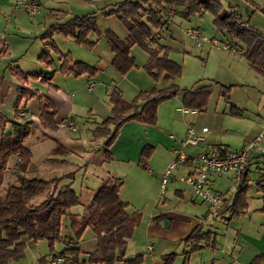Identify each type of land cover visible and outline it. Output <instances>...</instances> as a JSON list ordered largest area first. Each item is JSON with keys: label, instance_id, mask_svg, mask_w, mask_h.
<instances>
[{"label": "crops", "instance_id": "crops-1", "mask_svg": "<svg viewBox=\"0 0 264 264\" xmlns=\"http://www.w3.org/2000/svg\"><path fill=\"white\" fill-rule=\"evenodd\" d=\"M35 1L40 4V8L36 13L29 14L23 7H15L14 0H0V137L11 130L10 121H32L33 133L23 141L31 151L28 176L50 178L74 170L73 178H62L59 186L69 183L77 193L74 185L79 184L83 194H79L80 204L70 207L62 216L60 238L54 242V249H47L37 255L34 264H45L49 255L58 254L64 247L63 238L70 234L68 214L83 213L94 191L108 175L121 179L118 194L127 202L126 210L141 213L139 223L127 239L123 258L141 254L142 264H165L163 255L175 252L170 264H249L256 254L264 251V228L257 223L253 226L246 224L253 217V209L258 207H251L248 202L241 213L230 218L229 211H219L232 195L229 189L224 193L223 203L215 208L191 198L187 187L171 182L172 178L175 180V174L187 171L186 166L180 169L178 166L168 185L164 189L160 187L161 173L174 156V149L180 146L179 140L189 123L197 127L206 125L207 131L204 141L188 153L195 154L207 146H217L221 150L234 149L259 134L263 135L261 146L264 148V76L249 65L243 55V44L230 38L236 44L237 51L212 47L206 42L195 46L185 30L198 27L210 11L183 17L181 6L170 5L163 13L166 26L154 31L158 41L170 48L168 57L180 64V75L169 82H165L161 75L153 79L142 67L147 58L146 51L137 50L135 44L131 46L130 53L136 66L121 74L111 65L114 53L103 31L110 29L123 38L128 33L127 29L115 15L99 14L121 0ZM223 3L232 5L238 12L241 8L247 12L251 7H264V0H223ZM92 12L98 15L96 24L100 32L90 31L87 34V38L93 42L91 45L78 43L71 34L61 31L60 27L70 29V26L65 25L69 17ZM193 22L197 25H193ZM248 24H251L249 19ZM257 26L264 33L263 24ZM49 44L55 45L58 53L50 50L48 65L39 61L37 56ZM134 50L140 52L138 58ZM64 58L69 62L84 61L97 71L92 75L61 72L58 67ZM52 70V77L47 82L41 81L40 77H27L24 80L20 74ZM171 81L181 88L208 84L210 94L204 110L183 107L181 92H178L172 100L176 103L173 110L180 115L164 110V114L169 115L166 117L168 128L177 135L171 137L172 133H166L165 127L159 124L161 105L166 102L161 101L156 108L154 124L131 119L120 126L108 147L111 158H107L104 137L93 138L91 130L110 115L109 93L117 89L125 100L130 101L141 90L159 89ZM20 84L37 89L52 101L56 110V128L44 129L41 126L37 95L21 99L16 116L14 102ZM220 84L231 85L228 97L221 105L218 104L220 98H223L220 95ZM230 106L238 114L230 115ZM66 118L73 119L75 129L59 125ZM56 143L66 148L67 152L52 154L51 150ZM42 145L44 148H40ZM147 146L149 149H146ZM16 160V154L8 157V169L13 170ZM260 163V160L250 163L251 173L245 179L248 183L252 175L257 178L262 168ZM149 165L153 167L152 172L146 169ZM6 172L7 169L3 181L8 179ZM141 175L146 181L140 178ZM38 196L41 197L36 195L32 201L38 200ZM260 213L262 223L263 214ZM196 226L215 238V246L200 240L203 246L184 259L182 252L188 250L191 243L184 241V237ZM21 240L25 243L24 256L5 264L24 259L27 248H35L38 242L45 239L33 240L22 235ZM96 241L92 228L85 227L77 242L80 257L86 258L87 253L96 248ZM42 256L43 259L39 260ZM113 264L123 263L116 261Z\"/></svg>", "mask_w": 264, "mask_h": 264}, {"label": "trees", "instance_id": "trees-1", "mask_svg": "<svg viewBox=\"0 0 264 264\" xmlns=\"http://www.w3.org/2000/svg\"><path fill=\"white\" fill-rule=\"evenodd\" d=\"M170 5L181 6L183 17L205 11L212 12L214 25L243 44V55L249 65L264 76V33L249 25L248 19H243L236 8L230 4H224L223 0H121L109 9L102 10L100 15H115L128 32L125 37L120 38L110 29L103 31L114 53L111 65L119 73H125L135 65L130 48L136 44L147 53L142 66L153 79L161 75L165 82H169L180 75V64L168 57L170 48L158 41L154 31L166 26L163 13ZM255 9H260L264 13V7L255 6ZM97 16L93 12L73 15L65 21V25L70 26V29L65 30L62 27L60 29L65 34H71L76 42L91 45L93 42L87 38V34L90 31L100 32L96 24ZM51 49L58 53L55 45H45L37 56L38 60L49 65ZM58 69L73 75L82 73L92 75L97 71L94 66L84 61L69 62L66 58L61 61ZM20 74L24 80L27 77H40L41 81L47 82L52 77L53 70ZM230 87L231 85L220 84V95L224 99L228 97ZM178 92H181L183 107L202 111L207 104L210 86L202 84L193 88H181L171 81L159 89L141 90L130 101L125 100L122 93L115 89L109 93L110 115L91 130L92 137H104L105 154L107 158H111L108 147L124 122L134 119L154 124L158 103L173 97ZM34 95L38 97L41 126L44 129L56 128L54 118L56 110L52 101L37 89L23 84L17 87V97L14 102L16 116L19 112L20 100ZM229 112L238 114L233 106H230ZM10 122L11 130L0 137V187L3 184L8 157L16 154L17 160L13 166L15 181L7 183L3 188L4 194L0 193V264L23 256L25 243L21 240L22 235L33 240L45 239L52 251L54 241L60 238L62 216L70 207L80 204L79 194L69 183L59 186L62 178H73L74 170L50 178L28 176L31 151L23 141L33 133L34 124L30 120L22 123L15 120ZM146 149H149V146ZM66 152L67 149L59 143H56L51 150L52 154ZM120 184V178L108 175L94 191L83 213L68 214L70 234L63 238L64 247L58 254L63 255L64 260L59 264H113L116 261H122L123 264H142L141 254L123 258L127 239L132 236L135 226L140 221L141 213L126 210L127 202L118 194ZM248 187L249 183L245 179L238 183L234 193L226 200L228 202H225L226 204L224 203L219 211H229L230 218L237 216L247 206ZM255 187L260 192L262 203L258 210L263 214L262 224L264 225V173L262 171H259ZM36 195H42V197L32 201ZM87 226H90L96 235V248L87 253L86 258H82L77 242ZM200 240L208 242L212 247L215 246V238L210 236L208 231H201L196 226L184 237V241H191L188 250L182 252L184 259L203 246ZM175 254V252L164 254V263L170 264ZM41 259L43 256L39 258ZM249 264H264V251L256 254Z\"/></svg>", "mask_w": 264, "mask_h": 264}, {"label": "built area", "instance_id": "built-area-1", "mask_svg": "<svg viewBox=\"0 0 264 264\" xmlns=\"http://www.w3.org/2000/svg\"><path fill=\"white\" fill-rule=\"evenodd\" d=\"M13 5L23 7L29 14L36 13L40 8V4L35 0H14ZM185 33L193 40L195 46H201L206 42L213 46H221L226 50L237 51L236 45L230 40L207 38L202 34L199 27H189L185 30ZM59 125L68 126L71 129L76 128L75 122L71 118L64 119ZM206 131V125L197 127L193 123L187 124L185 134L179 140L180 146L174 149V156L161 173L160 187L164 189L165 184L168 182V176L173 169L178 166H186L187 171L179 173L174 179L185 183L189 187L191 198L206 202L209 207L215 208L222 204L225 199L224 193L213 185L215 178L226 175L236 184L248 178L251 173L250 163H257L259 160L256 153L264 149L261 146L263 135L255 136L239 148L221 150L217 146H207L195 154L186 153L183 147L203 142ZM170 136L174 137L172 134ZM146 169L148 172H152L151 167ZM63 260V255L51 254L45 264H59Z\"/></svg>", "mask_w": 264, "mask_h": 264}, {"label": "rangeland", "instance_id": "rangeland-1", "mask_svg": "<svg viewBox=\"0 0 264 264\" xmlns=\"http://www.w3.org/2000/svg\"><path fill=\"white\" fill-rule=\"evenodd\" d=\"M251 6V4H250ZM250 10L246 12V10L244 8H241V10L239 11V13L242 15L243 19H249L250 22H251V26L252 27H255L257 28L259 31H261L262 29L257 26L258 25H262L263 24V27H264V13L260 10V9H255V7H251L249 8ZM195 14H199V13H195ZM212 16H211V15ZM194 15V14H193ZM199 16H193V18H198ZM117 18V17H116ZM118 19V18H117ZM119 20V19H118ZM195 20V19H193ZM213 14L209 12V14H207L203 20L198 24V27L201 29L202 31V34L205 35L207 38H216V39H221V40H224V39H228L230 40L231 39H234L232 37H230L228 35L227 32L223 31V30H220L218 29L214 23H213ZM120 21V20H119ZM261 21V22H260ZM121 22V21H120ZM122 23V22H121ZM193 25H197V24H194L193 22ZM195 27V26H194ZM264 29V28H263ZM263 31V30H262ZM261 31V32H262ZM227 36V38H226ZM208 44V43H207ZM204 45V43L202 44ZM209 46H212L213 45H210L208 44ZM135 48L137 50H140L141 52H144L145 50H143L141 47H139L138 45H134ZM214 47H217V48H221L223 49L221 46H214ZM134 50V53H135V56L136 58H138L141 54H139L140 52L139 51H136ZM145 62V61H144ZM143 65V64H142ZM136 66V63L135 65ZM143 67V66H142ZM145 70V69H144ZM175 96V95H174ZM173 96V97H174ZM168 100V101H167ZM221 101H219V105H221L222 103L221 102H224V98H220ZM166 101V102H164ZM162 112H161V117H160V125L165 127V131L166 133H172V135H177L175 134V132H173V130H171L170 128H168L169 126V121L167 120L168 116L164 114V110L168 109V110H171L174 114H176L177 116L180 115V113L178 111H175L173 110L174 109V106L176 105V103H174V101L172 100V97L171 99L168 98V99H165V100H162ZM181 105L183 106L182 102H181ZM230 115H233L230 113ZM167 117V118H166ZM229 122V121H228ZM237 125V124H235ZM186 128V127H185ZM184 135V134H183ZM247 142V141H245ZM245 142H243L242 144H240L238 147L236 148H239L241 147ZM198 145H200L199 143L197 145H194V146H187V148H183L184 151L187 153V151L193 149L194 147L196 148ZM40 148H44L43 145L40 147ZM155 154V153H154ZM155 157H158V155L155 154ZM258 160L261 161V163L259 164L262 168H261V171L264 173V154L263 155H259L258 156ZM150 166V165H149ZM152 169L153 167L150 166ZM181 168V166L179 167V169ZM6 169H7V172H6V175H7V178L5 181H3V184H2V187H0V193L3 195L4 194V189L6 187V184L9 183V182H14L15 179H14V171L11 170L10 168L8 169L7 165H6ZM176 169V168H175ZM172 170V172L170 173V175L168 176V182H175L177 184H181L182 186H185L188 188V190L190 191L189 187L183 183V182H180V181H177V180H173V178L170 180L171 176H172V173L174 172V170ZM153 171V170H152ZM183 172V170H182ZM181 172V173H182ZM178 174H175V176H177ZM145 176V175H144ZM173 177V176H172ZM142 180L146 181V179H144L143 175H141L140 177ZM257 178L254 177V175L251 176L250 178V184H249V187L248 189L246 190V202L250 203V206L251 207H258L259 208V205H261V199L258 197L260 196V192L256 190V187H255V181H256ZM217 181V182H216ZM168 182L165 184V187L168 185ZM236 183H234L230 178H228V176L224 175V176H221L219 177V179L215 180L214 182V187L216 189H218L220 192H223L225 193L228 189L230 190L229 192H232V194L234 193L235 189H236ZM74 187L76 188L77 190V193L78 194H83V191L80 190V185L79 184H75ZM164 187V188H165ZM83 188V187H82ZM84 189V188H83ZM42 197V195H41ZM41 197L38 196V198L40 199ZM37 201V200H36ZM79 206H77L78 208ZM246 208V207H245ZM258 208H254L253 209V217L248 220L246 222L247 225L249 226H253L254 224H258L259 226L263 227L264 228V225L261 223L262 221V215L260 213V211L258 210ZM241 213V212H240ZM45 241V242H44ZM57 241V240H56ZM47 241L46 240H42L41 242H38L36 247L35 248H27V252L25 253V258L24 259H21L20 261H13V263L11 264H34L36 261H35V257L37 255H40L42 253H44L47 249L50 250L49 246H48V243H46ZM55 242V241H54ZM46 244V245H45ZM55 246V243H53V247ZM25 249V248H24ZM54 249V248H53ZM23 256H24V252H23ZM22 256V257H23ZM21 258V257H20ZM18 258V259H20ZM18 259H13V260H18Z\"/></svg>", "mask_w": 264, "mask_h": 264}, {"label": "water", "instance_id": "water-1", "mask_svg": "<svg viewBox=\"0 0 264 264\" xmlns=\"http://www.w3.org/2000/svg\"><path fill=\"white\" fill-rule=\"evenodd\" d=\"M263 154H264V151H259V152L256 153V155H258V156L259 155H263Z\"/></svg>", "mask_w": 264, "mask_h": 264}]
</instances>
